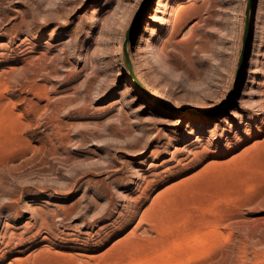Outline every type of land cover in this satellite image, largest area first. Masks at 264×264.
<instances>
[{"label":"rangeland","instance_id":"obj_1","mask_svg":"<svg viewBox=\"0 0 264 264\" xmlns=\"http://www.w3.org/2000/svg\"><path fill=\"white\" fill-rule=\"evenodd\" d=\"M247 1L0 0V264H264Z\"/></svg>","mask_w":264,"mask_h":264},{"label":"water","instance_id":"obj_2","mask_svg":"<svg viewBox=\"0 0 264 264\" xmlns=\"http://www.w3.org/2000/svg\"><path fill=\"white\" fill-rule=\"evenodd\" d=\"M253 4V0H248L247 1V6H246V19H245V28H244V38H243V47H242V52L240 55V59H239V63H238V73L241 70L242 67V63L244 60V52L246 50V46H247V42H248V27H249V19H250V14H251V7ZM134 26L135 23L130 27V29L128 30L126 39L123 43V59L124 62L128 68L129 74H130V78L131 80L134 82V84L136 85V87H138L142 92H144L150 99L158 102L161 105H164V103L160 100V98L156 97L155 95H153L152 93H150L146 87L141 83V81L139 80V78L136 76L134 69H133V65H132V60L130 58V54H129V41L131 39V35L132 32L134 30ZM177 110V109H176Z\"/></svg>","mask_w":264,"mask_h":264},{"label":"bare ground","instance_id":"obj_3","mask_svg":"<svg viewBox=\"0 0 264 264\" xmlns=\"http://www.w3.org/2000/svg\"><path fill=\"white\" fill-rule=\"evenodd\" d=\"M137 55V54H136ZM135 63L138 65L139 64V58H138V55H137V57H136V60H135ZM132 92L133 93H137L138 95H139V97H141V98H146V94L144 93V92H140V90L139 89H137V88H133V90H132ZM152 104L153 105H155L156 106V109H158V105H156V104H158V103H154V102H152ZM258 252V251H257ZM256 252V253H257ZM261 253V252H260ZM256 257V256H255ZM259 258V257H258ZM255 262V261H254ZM256 263V262H255Z\"/></svg>","mask_w":264,"mask_h":264}]
</instances>
